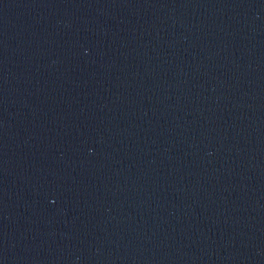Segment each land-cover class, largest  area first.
Returning a JSON list of instances; mask_svg holds the SVG:
<instances>
[{
	"label": "water",
	"instance_id": "95a60500",
	"mask_svg": "<svg viewBox=\"0 0 264 264\" xmlns=\"http://www.w3.org/2000/svg\"><path fill=\"white\" fill-rule=\"evenodd\" d=\"M0 264H264V0H0Z\"/></svg>",
	"mask_w": 264,
	"mask_h": 264
}]
</instances>
